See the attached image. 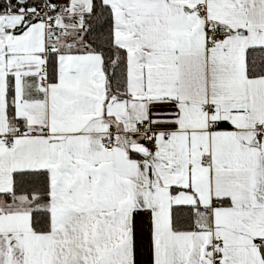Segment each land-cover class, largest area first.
Instances as JSON below:
<instances>
[{
  "label": "snow or ice",
  "instance_id": "snow-or-ice-1",
  "mask_svg": "<svg viewBox=\"0 0 264 264\" xmlns=\"http://www.w3.org/2000/svg\"><path fill=\"white\" fill-rule=\"evenodd\" d=\"M0 264H264V0H0Z\"/></svg>",
  "mask_w": 264,
  "mask_h": 264
}]
</instances>
